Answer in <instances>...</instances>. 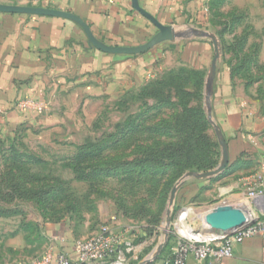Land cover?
Here are the masks:
<instances>
[{"label": "rangeland", "instance_id": "obj_1", "mask_svg": "<svg viewBox=\"0 0 264 264\" xmlns=\"http://www.w3.org/2000/svg\"><path fill=\"white\" fill-rule=\"evenodd\" d=\"M205 17V37L186 31L161 41L165 50L144 85L64 97L54 102L58 115L47 128H35L33 118L15 130L0 124V264L52 256L46 229L58 223L75 242L104 226L124 234L131 247L111 264H142L158 251L151 263L161 264L178 238H187L182 223L207 234L200 217L215 205L238 200L248 219L262 217L264 194L249 197L245 179L264 161V0H209ZM192 38L217 43L210 86L208 70L196 72L166 50ZM223 69L246 118L259 120L252 149L236 156L211 97ZM217 186L230 190L218 197Z\"/></svg>", "mask_w": 264, "mask_h": 264}, {"label": "crops", "instance_id": "obj_2", "mask_svg": "<svg viewBox=\"0 0 264 264\" xmlns=\"http://www.w3.org/2000/svg\"><path fill=\"white\" fill-rule=\"evenodd\" d=\"M208 1L0 0V124L15 130L33 118L35 128H47L58 115L54 102L64 97L98 98L144 85L148 74L158 68L157 59L165 50L161 42L144 53L105 50L142 48L167 27L177 32L205 31ZM82 24L105 50L89 40ZM166 50L190 68L210 70L213 46L205 38L171 42ZM212 86L214 116L227 136L230 155L252 149L249 136L258 129L259 120L246 118L242 104L234 100L229 71H219ZM29 98L45 102L42 114L15 108L18 100ZM227 191L216 187L218 197ZM238 202L226 203L238 207ZM46 232L54 242L52 253L76 260L75 241L65 223L48 227ZM187 264L205 263L190 257ZM219 264H264L263 240L253 237L234 245L232 257Z\"/></svg>", "mask_w": 264, "mask_h": 264}, {"label": "built area", "instance_id": "obj_3", "mask_svg": "<svg viewBox=\"0 0 264 264\" xmlns=\"http://www.w3.org/2000/svg\"><path fill=\"white\" fill-rule=\"evenodd\" d=\"M15 108L21 113L40 114L46 105L41 98H29L18 100ZM245 183L248 185L249 197L264 194V161L261 162L259 171L246 178ZM252 220L255 222L251 225L238 228L229 234L210 233L193 238H178L171 252L162 258L161 264H187L190 257L205 264H219L232 257L234 245L241 244L246 239L259 237L264 242V214ZM130 245L124 234L104 226L95 236L75 242L76 260H71L64 254L52 253V256L34 262L4 264H111L120 255L122 247L128 250Z\"/></svg>", "mask_w": 264, "mask_h": 264}, {"label": "water", "instance_id": "obj_4", "mask_svg": "<svg viewBox=\"0 0 264 264\" xmlns=\"http://www.w3.org/2000/svg\"><path fill=\"white\" fill-rule=\"evenodd\" d=\"M49 13H54L49 12ZM59 15H64V16H69L66 13H61V12H55ZM84 29L86 30V34L89 38V40L96 45L99 49L105 50L102 47L98 46L96 40L93 38L91 35L88 27L84 24H82ZM193 33L194 36L197 37H205L206 33L201 31H194L191 30L189 31V34ZM180 32L175 31L171 27L167 28H162L161 32L157 34L155 37H153L144 47L142 48H137V49H128V50H105L109 52H125V53H144L147 52L149 49H151L153 46H155L157 43L161 42L162 40L166 39H175L180 37ZM213 43V51H214V57L211 62L209 74H208V81L207 85L210 86L211 80L213 78L215 69H216V61L218 58V48H217V43L215 40H212ZM227 152V150H226ZM226 165V162L221 165L218 170H222ZM217 171H214L212 174L216 173ZM177 192V189L174 188L171 191V196H170V204L173 202V199L175 197V194ZM201 221H202V226L205 231V233L210 234V233H223V234H229L232 231L241 228L243 226H248L251 225L255 220H248L247 215L245 214L244 211L239 209L238 207H233L227 203H221L216 205L215 207L211 208L210 210L205 211L204 213L201 214ZM163 245V244H162ZM158 249H161L160 247ZM158 252L150 259L146 258L142 264H148L151 263L153 260H155L158 256Z\"/></svg>", "mask_w": 264, "mask_h": 264}, {"label": "bare ground", "instance_id": "obj_5", "mask_svg": "<svg viewBox=\"0 0 264 264\" xmlns=\"http://www.w3.org/2000/svg\"><path fill=\"white\" fill-rule=\"evenodd\" d=\"M181 217H182L181 220H183L185 216L182 214ZM180 233H182L183 235H185L187 237H190V238L198 237V236L201 235L200 233H195L194 234V233H192V231L187 230L186 227L184 226V223H182L181 226H180Z\"/></svg>", "mask_w": 264, "mask_h": 264}, {"label": "trees", "instance_id": "obj_6", "mask_svg": "<svg viewBox=\"0 0 264 264\" xmlns=\"http://www.w3.org/2000/svg\"><path fill=\"white\" fill-rule=\"evenodd\" d=\"M194 71L196 72H202L203 70H200V69H193ZM150 264H153V263H150Z\"/></svg>", "mask_w": 264, "mask_h": 264}]
</instances>
